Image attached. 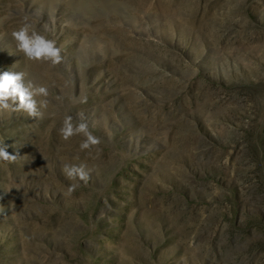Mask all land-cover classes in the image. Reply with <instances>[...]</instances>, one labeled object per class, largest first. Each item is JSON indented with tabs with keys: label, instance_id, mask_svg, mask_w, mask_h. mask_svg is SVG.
<instances>
[{
	"label": "rangeland",
	"instance_id": "obj_1",
	"mask_svg": "<svg viewBox=\"0 0 264 264\" xmlns=\"http://www.w3.org/2000/svg\"><path fill=\"white\" fill-rule=\"evenodd\" d=\"M25 17L60 64L18 51ZM3 71L49 103L0 110V264H264V0H0Z\"/></svg>",
	"mask_w": 264,
	"mask_h": 264
},
{
	"label": "clouds",
	"instance_id": "obj_2",
	"mask_svg": "<svg viewBox=\"0 0 264 264\" xmlns=\"http://www.w3.org/2000/svg\"><path fill=\"white\" fill-rule=\"evenodd\" d=\"M19 52L32 61L49 62L55 66L61 63V49L56 46V41L50 39L47 34L38 31L36 26L31 23L27 17L20 24L17 30L12 32ZM27 73L23 71H3L0 73V110H10L14 112L24 111L28 116L37 118L42 116L39 108H47L49 101L42 99L39 102L36 97H48L49 91L46 86L34 84L30 79H26ZM86 102V98L82 101ZM79 122H74L71 115L66 116L60 128L63 139L68 140L74 135H83L85 139L80 144V149H92L101 143V139L90 130L84 114H77ZM8 145L0 144V159L8 162H15L20 156L9 153ZM63 172L71 181L77 179L87 183L89 181L91 170L83 163L65 164ZM78 183L70 184L69 193L75 191Z\"/></svg>",
	"mask_w": 264,
	"mask_h": 264
}]
</instances>
